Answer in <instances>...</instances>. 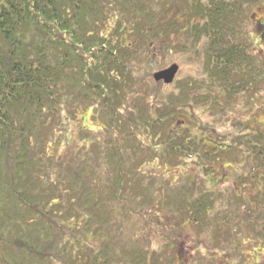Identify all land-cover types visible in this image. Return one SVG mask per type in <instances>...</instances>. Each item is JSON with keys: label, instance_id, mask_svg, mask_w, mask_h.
<instances>
[{"label": "trees", "instance_id": "16d2710c", "mask_svg": "<svg viewBox=\"0 0 264 264\" xmlns=\"http://www.w3.org/2000/svg\"><path fill=\"white\" fill-rule=\"evenodd\" d=\"M262 1L0 0V264H56L58 255L61 264H174L173 244L158 253L145 237L127 239L119 218L117 201L143 202L141 183L154 178L164 197L155 218L163 210L168 222L216 224L206 245L229 255L244 234L253 264H264V124L239 117L237 132L217 134L196 118L208 110L215 122L263 100L264 64L248 32ZM156 45L195 66L172 93L149 68ZM81 108L100 127L92 154L65 165L50 148ZM188 114L196 120L180 131ZM226 158L247 169L234 172L243 193L142 169Z\"/></svg>", "mask_w": 264, "mask_h": 264}, {"label": "rangeland", "instance_id": "374dc122", "mask_svg": "<svg viewBox=\"0 0 264 264\" xmlns=\"http://www.w3.org/2000/svg\"><path fill=\"white\" fill-rule=\"evenodd\" d=\"M248 15H250V20H252V23H250V26L248 27V32L251 37L250 41L253 44L254 50L261 57L264 64V0L251 9ZM174 63L178 64L180 67L179 74L176 76L175 81L170 84H165L163 81L160 87L162 91L167 93H172V90L175 89L180 80L185 78V76L192 74L195 71V66L186 63L182 55L171 52L169 53V51L162 49L158 45L155 46L152 51V66L149 67L151 68L152 76H154L155 72L163 70ZM262 90L264 89L262 88ZM262 95L263 100L260 98V100L255 99L250 102L249 99H245V101L242 99L246 106L242 107L236 105V110L234 112H232L231 109V111H229L226 115L221 116L219 114V116L215 119V122L213 119L215 116L208 115V110L201 113L200 116L197 115L198 112L196 111L195 116L197 115V121H199V119L204 122L210 120V126L215 128L217 134H223L228 130L237 132V129L232 126L235 123L233 121L237 120L239 117L246 121V118L253 115L255 120L254 124H264V91ZM216 111L218 112L219 110L217 109ZM185 117H187V119L184 117L178 118L177 124L179 127L178 125H175L180 129V131H183L185 126L188 125L185 120H196V118L191 117L189 114ZM98 127H100V123L95 120L92 109L81 108L77 112L76 117L73 118V121L67 126V130L56 134L55 142L53 141V145L50 149L55 154L60 155L62 158L61 160L65 163V165H70L72 163L75 164V162H78L81 157H87V154H92L91 137L93 133L90 131L96 130ZM234 162L235 160L226 158L222 162H218L217 164L214 163L213 165L201 168L200 170L193 167V165L197 167V164L192 161H188L187 165L184 164L179 167L169 168L162 167L157 162H149L145 164L142 169L145 173H155L160 178L163 177L174 185H180L188 181L195 180L194 182L197 183L198 191L213 189L221 192L223 191V193L226 194L230 192L234 186V191L237 193H243V191H246L242 189L243 187H239L238 189L236 187L238 184L237 175L245 173L247 169L244 171L241 163ZM77 166L78 165L75 167ZM235 170H238L239 174H235ZM156 180H158V178L152 179L148 185H145L146 181L141 183L143 186V202L140 203L138 201H134L131 197L125 198L128 203H126V200L125 203H123L122 200L117 201L118 211L121 209L119 211V218L120 220H123L122 229L127 239L136 236L145 237L146 240L151 243L148 244L152 245L158 253H163L166 250H169V247L173 244L174 252H172V255L173 259H176L173 261L174 264L255 263L258 256L250 247L253 240L247 242L244 241V234H239L237 239L233 240L238 242L236 243L234 250L231 249L233 251L229 255L223 253L222 250V252H219L218 250L210 251L207 247L209 243L207 241H209V239H213L215 236L216 224H213L211 229L203 227L199 228V226L194 227L191 225L188 218H185L184 221L181 219L180 221H177L178 217H174L175 220L169 219L168 222L167 219L161 215H167V213L163 210L159 215L162 219H159V221L158 218H155L156 212L160 211L162 204L161 201L164 198L161 192V187H163V185L160 186V188H157L155 184ZM225 194L223 195L224 197ZM170 198L173 199L174 194H170ZM148 203L151 204V206L148 207L149 212L143 210L145 205ZM130 207L137 209L138 211L135 213L130 209ZM159 222H161L160 225L158 224ZM177 222H179V225ZM166 224L168 231L164 230V226H162H166ZM69 237L72 238L71 236ZM95 242L97 241L95 240ZM57 251L61 252L62 248ZM66 257L67 255H64L62 258L67 261ZM62 258L58 255V257L55 258V263L61 264L63 261Z\"/></svg>", "mask_w": 264, "mask_h": 264}, {"label": "water", "instance_id": "95a60500", "mask_svg": "<svg viewBox=\"0 0 264 264\" xmlns=\"http://www.w3.org/2000/svg\"><path fill=\"white\" fill-rule=\"evenodd\" d=\"M179 68V65L174 63L163 70L155 72L153 77L156 81L163 80L166 84H170L178 74Z\"/></svg>", "mask_w": 264, "mask_h": 264}]
</instances>
